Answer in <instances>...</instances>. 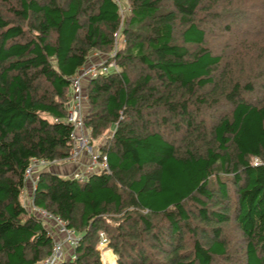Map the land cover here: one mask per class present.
I'll use <instances>...</instances> for the list:
<instances>
[{
  "label": "trees",
  "instance_id": "1",
  "mask_svg": "<svg viewBox=\"0 0 264 264\" xmlns=\"http://www.w3.org/2000/svg\"><path fill=\"white\" fill-rule=\"evenodd\" d=\"M119 1L122 16L115 0H0V264L52 252L22 204L24 173L32 158L69 155L70 78L113 47L117 69L82 84L108 172L34 173L31 203L77 236L56 264H101L99 232L113 264H224L232 230L241 254L230 264H264V104L217 73L221 57L205 46L216 0ZM219 98L230 109L202 129L195 111Z\"/></svg>",
  "mask_w": 264,
  "mask_h": 264
},
{
  "label": "rangeland",
  "instance_id": "2",
  "mask_svg": "<svg viewBox=\"0 0 264 264\" xmlns=\"http://www.w3.org/2000/svg\"><path fill=\"white\" fill-rule=\"evenodd\" d=\"M123 7L125 11L122 12V15H125L128 8L126 5ZM212 9L215 17L219 18L215 20L213 17L215 23L212 26L209 24L210 22L206 24L205 46L213 54L221 57L217 73H223L225 80L229 79L231 83L238 82L240 87L250 83L252 90L241 93L242 96L249 103L264 104V0H216V4ZM236 14L240 15L236 16ZM202 18L207 21L210 20L205 17ZM94 52L90 54V57L96 55L91 58L93 61H102L108 54L99 51ZM200 92L203 95L201 90L197 92V95ZM204 104L197 105L198 108L195 111V123H199L198 125H201L202 129H204V126L207 128V124L218 114L230 109L228 103L224 102L222 98L216 100L212 105H209L207 101L206 105ZM85 105L86 103L84 102L82 105L83 111L86 109ZM189 110L191 112L194 111L191 107H189ZM204 132L203 137L205 138L207 137V130H204ZM90 137L92 145L96 146L99 144L101 136L90 133ZM58 163L69 164L71 168L73 165L66 161H57L53 166ZM53 166L49 169H53ZM31 181L32 178L30 179ZM21 195L22 204L25 205L26 203L27 206L28 202L25 200V196L23 193ZM232 232L231 251H235V255L230 252L232 254L230 262L237 259L241 254L239 252L240 244L237 240L238 234L234 230ZM64 248L66 252L64 259H69L71 249L67 244H65ZM95 248L99 252L101 264H113L115 262V257L107 244L100 245L97 243ZM230 262H225L224 264H230Z\"/></svg>",
  "mask_w": 264,
  "mask_h": 264
},
{
  "label": "built area",
  "instance_id": "3",
  "mask_svg": "<svg viewBox=\"0 0 264 264\" xmlns=\"http://www.w3.org/2000/svg\"><path fill=\"white\" fill-rule=\"evenodd\" d=\"M115 2L118 4L119 14L122 16V12L125 11V8L120 4L119 0H115ZM114 50L115 47H113L102 61H93L91 58L96 55L90 57V54H92L90 52L85 63L82 64L70 78V100L68 112L65 117V121L69 123L71 127L69 134L70 145L69 155L64 161L73 164L68 176L75 178L77 181H83L90 174L100 171L108 172L105 155L100 153L97 145H92L90 129L85 126L83 121L84 114L82 105L86 97L82 84L84 81L97 74L106 73L110 69H117L115 62L112 60ZM55 162L57 161L48 162L40 158H32L24 173L25 181L31 178H34L35 181L34 173L36 170L52 168ZM28 208L32 213L38 215L43 222L48 223V234L53 239L52 252L41 261V264H56L64 260L66 253L64 248L65 244H67L71 250L76 244L77 236L75 232L67 226L66 222L34 206L32 203L29 204ZM98 237V243L100 245L107 244L106 238L102 232L98 233ZM71 257L72 254L70 255V258Z\"/></svg>",
  "mask_w": 264,
  "mask_h": 264
},
{
  "label": "crops",
  "instance_id": "4",
  "mask_svg": "<svg viewBox=\"0 0 264 264\" xmlns=\"http://www.w3.org/2000/svg\"><path fill=\"white\" fill-rule=\"evenodd\" d=\"M85 108L87 109L86 105H85ZM86 109H85V112H86ZM102 140H103V137H101L99 144L102 142ZM70 168L71 167H70L69 164L67 165V164L58 163V164H55L53 166L52 170L54 172L60 174L62 177H69L68 173L70 171ZM33 181H34V178H32L31 182H30V180H27L25 182V186H24L25 188H23V190H22V193L25 196V200L28 202L27 206H26V203L24 205L26 207V209H28V206H29V204L31 203V200H32V192H33V188H34ZM21 201H22V195H21ZM44 223H45L46 227H48V223L47 222H44Z\"/></svg>",
  "mask_w": 264,
  "mask_h": 264
}]
</instances>
